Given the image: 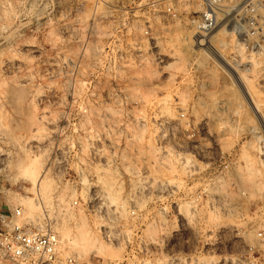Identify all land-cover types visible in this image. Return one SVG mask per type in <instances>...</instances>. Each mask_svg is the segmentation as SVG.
Segmentation results:
<instances>
[{
  "label": "rangeland",
  "instance_id": "374dc122",
  "mask_svg": "<svg viewBox=\"0 0 264 264\" xmlns=\"http://www.w3.org/2000/svg\"><path fill=\"white\" fill-rule=\"evenodd\" d=\"M53 1L56 21L79 19L88 42H59L60 23L36 10L22 30L0 0V143L16 183L0 202L32 199L25 219L41 229L48 211L60 238L80 224L88 241L61 253L81 264H264V58L244 48L247 29L239 56L252 66L236 75L225 64L236 35L215 31L205 48L194 39L204 0ZM244 1L264 13L263 0L228 6ZM147 26L169 57L160 70L114 67L107 49Z\"/></svg>",
  "mask_w": 264,
  "mask_h": 264
},
{
  "label": "built area",
  "instance_id": "2783aa9c",
  "mask_svg": "<svg viewBox=\"0 0 264 264\" xmlns=\"http://www.w3.org/2000/svg\"><path fill=\"white\" fill-rule=\"evenodd\" d=\"M229 1H203L205 10L196 23L194 39L197 40L199 46L205 48L206 44H210V37L215 31L225 30L227 33L236 35L233 51L229 56L230 62L224 61L227 69L238 75L239 71L246 72L252 66L249 55L245 61H242L241 56H239L238 44L241 30L247 29L250 39L249 43H242L244 48L249 49L253 55L264 58V13L259 16L255 14L257 7L249 1H244L245 4L240 10V4L230 7L228 6ZM257 4L264 11V0L262 4L259 2ZM4 5L15 10L14 21L19 23L18 25L22 30L24 27L21 26V22L28 18L35 19L36 17H32L30 13L36 10L48 20L54 19V24L60 23V25H55L56 39L59 42L83 43L88 42L91 38L90 32L76 30L81 21L75 17L66 22L56 21L61 16L62 10L60 9L58 14V7L53 0H6ZM242 10L245 13L239 15ZM166 11L171 14L170 8H167ZM247 12L248 14H246ZM251 12L253 13L251 14ZM42 33L43 40H45L48 36V30H43ZM17 36L19 40L23 39L25 33L18 31ZM106 55L113 57V66L121 69L122 72H127L131 68L142 70L148 67L160 70L159 68L164 61L169 58L168 55L160 52L157 39L153 37L149 26L144 30L142 39H134L124 43L121 50L117 48L107 49ZM195 68L192 65L189 66V70L192 72H196ZM134 120L137 122L142 119ZM12 158L11 148L0 143V197L3 198H9L13 193L12 188L16 186V183H12ZM137 182L140 186H147L145 176L139 175ZM76 204L77 202L74 201L71 207L76 206ZM47 212L45 211L46 216L41 229H38L25 219L21 205H9L6 202H0V264H81L73 254L62 255L60 237L54 228L55 220H52ZM131 213L133 214V212ZM53 214L56 215L57 213ZM253 263L254 259H251L247 264ZM170 264L189 263L185 257L172 259Z\"/></svg>",
  "mask_w": 264,
  "mask_h": 264
},
{
  "label": "bare ground",
  "instance_id": "6f19581e",
  "mask_svg": "<svg viewBox=\"0 0 264 264\" xmlns=\"http://www.w3.org/2000/svg\"><path fill=\"white\" fill-rule=\"evenodd\" d=\"M13 81V80H12ZM15 88V87H14ZM14 88H10V90L11 89H14ZM15 90H17V89H15ZM15 90H12L11 92H10V94H8L9 96H10V100H13V102H15L18 98H19V96H20V92L19 91H15ZM263 93V92H262ZM22 97V96H21ZM9 100V101H10ZM12 102V103H13ZM18 102V101H17ZM11 104V103H10ZM12 105H14V104H12ZM17 108V107H16ZM169 115V114H168ZM166 116V115H165ZM21 127V126H20ZM19 127V128H20ZM16 128H17V126H16ZM20 129H22V128H20ZM23 165H25L24 166V170H26V167H28L29 165H30V162L28 163V166H26V164H23ZM21 166V165H20ZM30 166H32V165H30ZM31 168H33V169H35L34 168V166H32V167H30V169ZM29 168L27 169V170H29V176L31 175L30 173V171H32V170H30ZM26 170V171H27ZM22 173V176L24 177V180H27V181H29L30 182V180L33 178H29V176L25 173V174H23V170L21 171ZM25 172V171H24ZM146 172V171H145ZM33 173V172H32ZM32 176V175H31ZM44 178V177H43ZM32 181H34V179L33 180H31V182ZM39 181V180H38ZM36 182H37V180H36ZM42 182V181H41ZM32 185H34V182H33V184ZM42 186V185H41ZM43 188V187H42ZM43 197V196H42ZM41 198V197H40ZM14 200L16 201V203H20V204H23L25 207H23L24 209H25V211L27 212V214H30V213H33L36 209H38V203H35V202H33V200L31 199H29V198H18L17 196H15L14 197ZM46 200V199H45ZM48 207V206H47ZM67 211V210H66ZM27 216V215H26ZM32 221V220H31ZM63 225V224H62ZM66 225V224H65ZM77 225H80V224H77V223H75L74 224V227H73V230L74 229H76L75 230V236H76V239H80V240H85L86 238V232H83V231H85V228H84V230L82 231L81 230V226H77ZM84 226H86V225H84ZM68 229H69V226H62V228H60V231L62 232V236H64L63 238L61 237L60 239H61V241H60V243L61 244H64L65 246H67L68 248H71L73 245H72V243L71 242H75V236L73 237H69L70 235L68 234L69 233V231H68ZM89 231V230H88ZM90 233V232H89ZM61 234V233H60ZM90 236H91V234H90ZM88 239V238H87ZM86 239V241H88ZM74 240V241H73ZM80 249H82V248H80ZM83 251V250H82ZM89 264V263H88Z\"/></svg>",
  "mask_w": 264,
  "mask_h": 264
}]
</instances>
